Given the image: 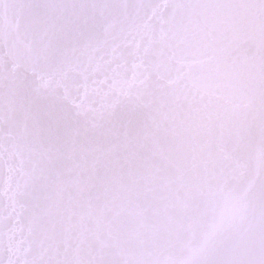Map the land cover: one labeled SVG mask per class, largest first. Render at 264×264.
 <instances>
[{
	"label": "snow or ice",
	"instance_id": "6c2138e0",
	"mask_svg": "<svg viewBox=\"0 0 264 264\" xmlns=\"http://www.w3.org/2000/svg\"><path fill=\"white\" fill-rule=\"evenodd\" d=\"M0 264H264V0H0Z\"/></svg>",
	"mask_w": 264,
	"mask_h": 264
}]
</instances>
